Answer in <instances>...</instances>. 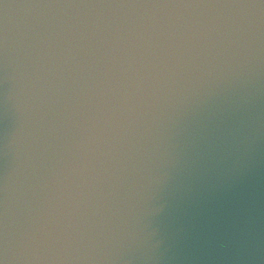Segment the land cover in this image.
<instances>
[{
	"label": "water",
	"instance_id": "1",
	"mask_svg": "<svg viewBox=\"0 0 264 264\" xmlns=\"http://www.w3.org/2000/svg\"><path fill=\"white\" fill-rule=\"evenodd\" d=\"M0 264H264V0H0Z\"/></svg>",
	"mask_w": 264,
	"mask_h": 264
}]
</instances>
